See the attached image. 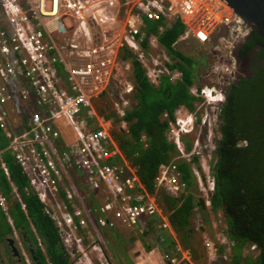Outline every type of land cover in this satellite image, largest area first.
<instances>
[{
	"label": "built area",
	"instance_id": "1",
	"mask_svg": "<svg viewBox=\"0 0 264 264\" xmlns=\"http://www.w3.org/2000/svg\"><path fill=\"white\" fill-rule=\"evenodd\" d=\"M145 21L166 26L179 21L184 32L173 48L188 40L205 45L213 38L232 48L247 32L222 0H0V130L8 142L0 151V168L9 178L2 155L10 152L29 189L59 229L71 264H94L93 255L100 259L105 255L85 211L94 213L96 227L106 231L119 227L142 231V223L156 216L162 219L163 229L171 231L158 206L157 192L177 197L185 190L177 168L180 160L198 157L195 185L208 207L215 190L211 155L203 152L198 139L187 153L182 137L197 127L198 135L204 129L205 139L211 141L218 130L222 86L236 78L227 55L205 70L209 84L189 88L199 100L196 108L178 110L169 123L167 139L177 155L159 167L155 194L144 189L113 137L114 129L127 132L123 119L135 89L132 64L120 58L121 49L133 55L152 85H158L162 77L170 83L182 77L181 71L172 68L174 62L158 37L146 36ZM96 102L104 103L99 107L104 114L96 111ZM25 108L31 112L24 120L18 114ZM105 108L119 122L107 119ZM114 157L118 163L110 162ZM79 175L88 183L85 195L69 183L70 177L78 180ZM91 195L98 199L92 208L86 203ZM0 208L11 223L1 194ZM31 227L38 247L44 250ZM18 237L13 229L24 264H32ZM219 245L230 252L232 244L225 235L215 241L205 239L208 261L217 259ZM161 258L165 264H179L175 257Z\"/></svg>",
	"mask_w": 264,
	"mask_h": 264
},
{
	"label": "trees",
	"instance_id": "2",
	"mask_svg": "<svg viewBox=\"0 0 264 264\" xmlns=\"http://www.w3.org/2000/svg\"><path fill=\"white\" fill-rule=\"evenodd\" d=\"M145 31L147 37H158L160 46L175 60L172 68L181 71L182 77L175 83L162 77L158 85H152L133 55L121 49L120 58L132 64L134 102L124 118L127 132L123 130L113 133V137L122 158L136 170L144 189L155 194L154 182L159 167L177 155L174 144L167 139L169 123L175 120V113L180 108L188 111L195 109L197 100L190 95L189 88L199 81V66L206 65V62L203 58L200 62L185 56L173 48V44L184 32V26L179 21L169 26L161 22L145 21ZM255 48L249 59L248 76L233 82L226 91L225 103L219 116L220 126L217 135L212 138L214 151L211 173L215 180V191L210 198L209 208L205 207L194 186V171L199 170L198 157L195 155L177 163L180 179L185 184V190L179 196L157 192L158 206L180 248L189 251L194 264H204V255L200 242L194 236L192 222L198 216L205 217L207 212L222 215L226 228L223 233L233 244L230 256H220L223 249L219 248L217 262L264 264V39L251 33L240 49L239 58H245ZM99 112L104 114L103 109ZM105 117L119 122L112 112H108ZM195 131L182 137L187 153L192 151L196 139L201 143L205 140L204 129L200 136ZM7 146L8 142L0 130V151ZM2 160L8 168L9 178L0 168V194L6 200L11 223L0 208V244L13 236L14 229L32 264H71L59 229L29 189L28 181L11 153L4 152ZM116 160L117 157H114L110 162L118 163ZM13 189L25 205L26 212L21 210V203ZM92 195L87 199L89 207L95 202ZM162 224L161 218H150L144 234L153 231L162 254L169 255L167 253L170 252L179 258L175 240L169 236V231L163 229ZM31 226L44 250L38 247ZM251 245L257 249L254 256L246 254ZM145 249L149 251L150 247L146 245ZM180 264L188 263L182 261Z\"/></svg>",
	"mask_w": 264,
	"mask_h": 264
},
{
	"label": "rangeland",
	"instance_id": "3",
	"mask_svg": "<svg viewBox=\"0 0 264 264\" xmlns=\"http://www.w3.org/2000/svg\"><path fill=\"white\" fill-rule=\"evenodd\" d=\"M64 23L66 25H68V21L64 20ZM213 45L216 44V47H213V45H211V43L209 44H205V45H200L198 44L196 41L194 40H188L185 41L183 43H180L178 46L175 47V49H177L180 53H182L185 56H189L192 57L195 60L200 61L201 58H203V61L206 62V65H203L202 67H200V70L198 72V76H199V83L198 86H204L210 83V80L208 78L203 77V72L204 70H206L210 65L213 63V58H212V52H215L216 55L220 53L221 49H222V45L220 44L218 38H215L212 40ZM159 49H156L155 53H159L158 51ZM241 65V64H240ZM203 77V78H202ZM102 104L104 103H95V106H97L96 111H99L101 108H99ZM183 109H179L180 112H183ZM109 112V111H108ZM177 116V115H176ZM115 128L118 129L117 126H115ZM195 132H200L199 128ZM195 129V130H196ZM119 132V131H118ZM117 130L114 129V133H118ZM198 135V134H197ZM215 136L217 135V131L214 134ZM203 143V144H202ZM201 143V147L204 153H206L207 155H211L212 152L214 151V145L212 140L209 141L207 139L204 140V142ZM86 185H88V183H85ZM196 186V185H194ZM88 188V186H87ZM89 189V188H88ZM197 189V188H196ZM199 194V190L197 191ZM208 213V214H207ZM205 214V217H201L198 216L194 219V221L192 222V229L194 231V236L195 238L200 242L201 245V249L203 250L202 244L203 241H205V239H213L216 240L218 237V235H220V233H222L223 230H225V223H224V219L222 217V215L219 213L217 214H213V213H209L207 212ZM94 215V214H93ZM146 223H142V226L145 227V229H143L141 232L143 234L140 233L139 229H133L131 232L130 230H125L122 231L120 230V232L118 234H115L116 232H113L112 230L108 231L109 235H106V232L104 230H98L99 233L104 236V237H100L99 241L101 242V244L104 246L105 249V253L107 255L109 264H117V258H118V254L120 253L121 255H123L124 253H126L127 255H129L132 258V264H165L163 263V259L161 257H163L164 255L162 254L163 252L160 250L161 247L157 244V240L155 239V233L153 231H150L149 234L145 235L144 233L147 232L146 229ZM155 226V225H154ZM156 228V226H155ZM143 236L144 238V244L142 242H140V237ZM174 240H175V244L176 247L179 245L175 234L172 236L170 235ZM12 238V237H11ZM102 238V240H101ZM14 239V238H13ZM133 240V242H131L130 240ZM121 240V241H120ZM16 241H20V238L18 237V239ZM119 243H121L120 245H118ZM1 245V244H0ZM145 245H148L150 247L149 251L145 249ZM3 246V244H2ZM1 246V248H2ZM4 249H6V246L4 245ZM166 249V247H165ZM8 254V260L6 262V264H12V258L10 257V253L6 252ZM167 254H169V256H174L172 253L168 252ZM246 254H250V255H256V253H252V251H246ZM204 255V254H203ZM231 255V251L227 254V256ZM204 264H224V263H220L217 262V260L213 261L212 263H208L207 259L205 258L204 255ZM93 260L95 263L99 264V261H97L94 257ZM16 264V263H15ZM102 264H106L105 261L102 262ZM194 264V263H192Z\"/></svg>",
	"mask_w": 264,
	"mask_h": 264
},
{
	"label": "clouds",
	"instance_id": "4",
	"mask_svg": "<svg viewBox=\"0 0 264 264\" xmlns=\"http://www.w3.org/2000/svg\"><path fill=\"white\" fill-rule=\"evenodd\" d=\"M234 11V10H233ZM241 19V18H240ZM241 21L243 22V20L241 19ZM243 24H244V26L247 28V32H246V34H244L243 36H242V38L238 41V44H236V45H234V46H232V48L230 47V46H228V44H226V43H224V42H221L220 40H219V38H218V40H219V42H220V44L222 45V49H221V51H220V53L219 54H217L216 55V53L215 52H212V58H213V63L212 64H209L210 66L208 67V68H210L211 66H213L216 62H218L219 61V59H221L222 58V56L224 57V55H227L228 56V63L229 64H231V66L233 67V68H235V71L237 72V73H240V75L243 77L244 75L243 74H241V63H242V61L240 60V58L237 60L236 58H235V56L233 55V50L237 47V46H239V44H243V42L246 40H248L249 39V37H250V35H251V33H254V32H250V29L246 26V24L243 22ZM213 39H215V38H213ZM211 43V45H213V43L212 42H210ZM207 44H209V43H207ZM213 47H216V44L215 45H213ZM238 57H239V55H238ZM171 59H172V61L175 63V60L172 58V57H170ZM207 68V69H208ZM206 69V70H207ZM204 72H205V70H204ZM204 72H203V75H204ZM204 77V76H203ZM237 77V76H236ZM134 79V78H133ZM210 81H211V79H209ZM236 81V78H235V80L233 81V82H235ZM200 81H198L196 84L198 85V83H199ZM221 91H222V93H223V95H224V102H223V104L225 103V99H226V91L223 89V87H222V89H221ZM194 97V96H193ZM196 98V97H195ZM196 100H197V103L195 104V108H196V106H197V104L199 103V100L196 98ZM133 102H134V93H133V96L131 97V102H130V106L128 107V109H127V112L130 110V107L132 106V104H133ZM223 104H222V107H223ZM185 109V108H184ZM185 110H187V109H185ZM127 112H126V114H127ZM221 113H222V111H221ZM221 115V114H220ZM126 116V115H125ZM164 117L166 118V116L164 115ZM124 120V119H123ZM198 120H199V118H198ZM125 122V121H124ZM218 122H219V119H218ZM126 123V122H125ZM195 125L197 126V120H196V123H195ZM220 126V125H219ZM219 129V128H218ZM212 154H213V152H212ZM212 154H211V160H210V166H211V161H212ZM88 190V189H87ZM215 191V190H214ZM88 191H86L83 195H85L86 193H87ZM214 193V192H213ZM199 197H200V195H199ZM90 197H87L86 198V203H87V199H89ZM203 202H204V200H203ZM205 205V204H204ZM205 207H207V208H209L208 206H206L205 205ZM94 214V213H93ZM219 214V213H218ZM163 217H165L164 216V213H163ZM155 218V217H154ZM165 219H166V217H165ZM94 221H95V219H94ZM167 221V220H166ZM167 223H168V221H167ZM225 226V225H224ZM94 229V228H93ZM170 230H171V228H170ZM225 230H226V228H225ZM225 230H223L222 231V233H220V234H222V235H225L226 236V234H224L223 232L225 231ZM169 232H172V230L171 231H169ZM172 234L174 235V233L172 232ZM170 236V235H169ZM220 235H218L217 237H219ZM100 237H102V236H100ZM104 237V236H103ZM226 238H227V236H226ZM13 239V238H12ZM14 240V239H13ZM213 240V239H212ZM227 240L232 244V242L227 238ZM95 241H96V239H95ZM215 241V240H214ZM15 242V241H14ZM20 242H21V240H20ZM97 242V241H96ZM100 242V241H99ZM86 243H89L88 242V240H86ZM101 243V242H100ZM233 245V244H232ZM232 245H231V247H230V251H231V253H232ZM16 246V245H15ZM23 246V245H22ZM202 247H203V254L205 255V258H206V251H205V247H204V241H203V244H202ZM219 248H222L223 249V252L221 253V255L220 256H224V257H226L227 256V252L225 253V250H224V248L222 247V246H220L219 245ZM219 248H218V250H219ZM103 249H104V246H103ZM176 249H177V253H179V258L178 257H176L175 255L174 256H172V257H175L176 259H177V261H179V264L182 262V261H185V262H187L188 264H192V261H191V259H190V253H189V251H186V250H182L181 248H180V246L178 245L177 247H176ZM18 250V249H17ZM25 250V249H24ZM252 251V253L254 254V253H257V249H256V247H255V245H251L250 246V248L248 249V251ZM19 252V251H18ZM104 253H105V249H104ZM19 255H20V253H19ZM183 255H186V258H184L183 257ZM93 256H95V255H93ZM219 256V255H218ZM20 258H21V256H20ZM105 258H107V255H106V253H105ZM218 258V257H217ZM22 259V258H21ZM108 259V258H107ZM207 259V258H206ZM217 260V259H216ZM215 261V260H214ZM207 262L208 263H212V262H210V261H208L207 260ZM22 263L24 264V262H23V260H22Z\"/></svg>",
	"mask_w": 264,
	"mask_h": 264
},
{
	"label": "water",
	"instance_id": "5",
	"mask_svg": "<svg viewBox=\"0 0 264 264\" xmlns=\"http://www.w3.org/2000/svg\"><path fill=\"white\" fill-rule=\"evenodd\" d=\"M230 6L237 14L250 32H254L264 39V0H222ZM10 249L13 257L19 258V252L12 238H8L4 243Z\"/></svg>",
	"mask_w": 264,
	"mask_h": 264
},
{
	"label": "crops",
	"instance_id": "6",
	"mask_svg": "<svg viewBox=\"0 0 264 264\" xmlns=\"http://www.w3.org/2000/svg\"><path fill=\"white\" fill-rule=\"evenodd\" d=\"M25 83V82H24ZM29 112H31V110L29 109V108H25V110L24 111H20L19 112V114H18V117H24V119H25V117H29V115H30V113ZM79 179L77 180L75 177H70L69 178V180H70V182L69 183H71L73 186H75V189H76V192H78L79 194H84L86 191H87V186L88 185H86L85 183H87V181H85V178L84 177H82V176H80L79 175ZM65 183L66 184H68V181L67 180H65ZM87 188V189H86ZM96 203H98V199H96L95 200V203H93V204H91V208L94 206V204H96ZM86 212V215L89 217V223H90V226L91 227H93L95 230H96V232L100 235V236H102L100 233H99V228H97L96 227V225H95V221H94V215H93V213H91V212H89V213H87V211H85ZM154 218V217H153ZM150 221V219H148L147 220V223ZM146 223V224H147ZM101 230V229H100ZM102 230H104V229H102ZM120 230H122V231H125V230H130V232L133 230V229H131V228H116L115 230H112L113 232H116L115 234H118L119 232H120ZM105 232H107L108 233V231H106V230H104ZM140 231V233L141 234H143L142 232H141V230H139ZM107 235H109V233L107 234ZM169 235H172L173 236V234H172V232H169ZM103 237V236H102ZM101 240H102V238H101ZM140 242H142L143 244H144V238H143V236H141L140 237ZM121 241V240H120ZM131 242H133V240L131 239L130 240ZM104 245V244H103ZM1 246H2V244L0 245V259L1 260H3V262H7V257H8V254L6 253L7 251H6V249H3V247H4V244H3V246H2V248H1ZM105 246V245H104ZM146 246V245H145ZM10 255H12V254H10ZM11 257H13V256H11ZM97 261H99V264H102V262L103 261H105V263L106 264H109V261H108V259L107 258H105V255H104V258H102V259H100V258H97L96 256H93ZM93 257H92V260H93ZM13 258H15V257H13ZM105 259V260H104ZM132 258L129 256V255H127L126 253H124L123 255H121L120 253L118 254V258H117V264H132ZM93 262H94V260H93ZM14 263V262H13ZM12 263V264H13ZM15 264V263H14ZM94 264H97V263H95L94 262Z\"/></svg>",
	"mask_w": 264,
	"mask_h": 264
},
{
	"label": "flooded vegetation",
	"instance_id": "7",
	"mask_svg": "<svg viewBox=\"0 0 264 264\" xmlns=\"http://www.w3.org/2000/svg\"><path fill=\"white\" fill-rule=\"evenodd\" d=\"M245 42H246V40L243 42V44H239V46H237L233 51V55L235 56V58L238 60L239 59V57H238V55H239V52H240V49L242 48V46L245 44ZM257 48H255V49H253L249 54H248V56H246L245 58H243V59H240L241 61H242V63H241V74H243L244 76H248V71H249V59H250V57L252 56V54L255 52V50H256ZM197 61H199V59L197 60ZM202 61V58L200 59V62ZM200 66L202 67L203 65L202 64H200ZM199 70H200V68H199ZM236 81L235 82H237V81H239L241 78H242V76L240 75V73H237L236 72ZM199 77V76H198ZM203 78V77H202ZM231 84H233V82H230V83H228V84H225L224 86H222L223 87V89L225 90V91H227V89L231 86ZM15 244H16V248L18 249V246H17V243L15 242ZM121 243H119L118 245H120ZM5 245V244H4ZM21 245H22V243H21ZM6 246V245H5ZM3 249H4V247H3ZM6 251L7 252H9L10 253V249L9 248H7V246H6ZM12 255H10V257H11ZM12 258V263L14 262V263H16V264H23L22 263V259L19 257V258H13V257H11ZM7 260H8V257H7ZM13 263V264H14ZM0 264H6V261L5 262H3V260H1L0 259Z\"/></svg>",
	"mask_w": 264,
	"mask_h": 264
}]
</instances>
